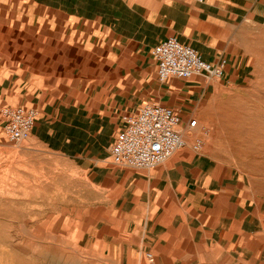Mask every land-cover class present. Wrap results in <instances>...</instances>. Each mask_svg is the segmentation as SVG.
I'll use <instances>...</instances> for the list:
<instances>
[{
    "label": "crops",
    "instance_id": "obj_1",
    "mask_svg": "<svg viewBox=\"0 0 264 264\" xmlns=\"http://www.w3.org/2000/svg\"><path fill=\"white\" fill-rule=\"evenodd\" d=\"M262 26L264 0H0V140L3 107L36 108L30 136L99 189L95 236L124 264H264V196L236 168L189 136L151 169L110 152L123 115L146 103L205 122L222 86L246 80V29ZM169 37L226 60L223 75L159 80L152 50Z\"/></svg>",
    "mask_w": 264,
    "mask_h": 264
},
{
    "label": "rangeland",
    "instance_id": "obj_2",
    "mask_svg": "<svg viewBox=\"0 0 264 264\" xmlns=\"http://www.w3.org/2000/svg\"><path fill=\"white\" fill-rule=\"evenodd\" d=\"M246 31L247 78L222 86L194 138L264 196V26ZM105 206L68 157L32 136L0 140V264H124L95 236Z\"/></svg>",
    "mask_w": 264,
    "mask_h": 264
},
{
    "label": "built area",
    "instance_id": "obj_3",
    "mask_svg": "<svg viewBox=\"0 0 264 264\" xmlns=\"http://www.w3.org/2000/svg\"><path fill=\"white\" fill-rule=\"evenodd\" d=\"M152 53L157 61L159 80L162 82L172 77L220 78L227 65L226 60H204L196 49L174 37L160 42L153 48ZM1 114L7 140L17 143L30 136L39 112L36 108L15 105L3 107ZM122 118L123 128L116 134L110 146L112 163L116 166L135 169L160 166L188 145L187 136L192 137L194 150L203 151V139L194 138L198 120L193 119L188 122V126H184L179 113L172 107L146 103ZM147 257L153 261L151 253Z\"/></svg>",
    "mask_w": 264,
    "mask_h": 264
}]
</instances>
